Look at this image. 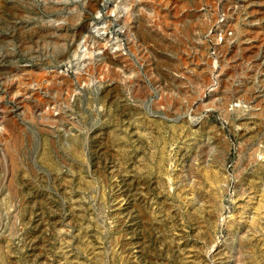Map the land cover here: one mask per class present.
Segmentation results:
<instances>
[{
    "label": "rangeland",
    "instance_id": "obj_1",
    "mask_svg": "<svg viewBox=\"0 0 264 264\" xmlns=\"http://www.w3.org/2000/svg\"><path fill=\"white\" fill-rule=\"evenodd\" d=\"M0 117V264H264V0H0Z\"/></svg>",
    "mask_w": 264,
    "mask_h": 264
},
{
    "label": "bare ground",
    "instance_id": "obj_2",
    "mask_svg": "<svg viewBox=\"0 0 264 264\" xmlns=\"http://www.w3.org/2000/svg\"><path fill=\"white\" fill-rule=\"evenodd\" d=\"M129 29V28H128ZM92 70V69H91ZM15 79V78H14ZM55 79V78H54ZM18 80V79H17ZM67 80V79H66ZM48 82V81H47ZM82 82H83V80H82ZM59 85V84H58ZM41 86V85H40ZM66 86V85H65ZM44 87V86H43ZM40 88V87H39ZM67 88V87H66ZM40 90V89H39ZM47 90V89H46ZM50 92V91H49ZM39 93V92H38ZM47 93V92H46ZM43 94V93H42ZM36 96V95H35ZM31 100V99H30ZM38 101V100H37ZM47 103H49V102H47ZM57 103V102H56ZM58 104V103H57ZM60 104V103H59ZM4 108V107H3ZM6 113H8V112H6ZM5 116V115H4ZM8 117V116H7ZM1 118V117H0ZM3 118V117H2ZM6 118V117H5ZM45 119V118H44ZM2 123V122H1Z\"/></svg>",
    "mask_w": 264,
    "mask_h": 264
}]
</instances>
